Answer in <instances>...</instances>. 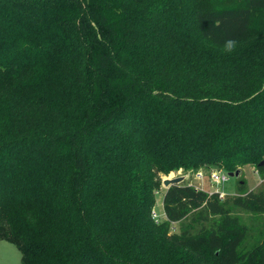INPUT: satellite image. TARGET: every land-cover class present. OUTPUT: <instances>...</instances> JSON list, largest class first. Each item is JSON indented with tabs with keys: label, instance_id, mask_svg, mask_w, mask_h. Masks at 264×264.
Instances as JSON below:
<instances>
[{
	"label": "trees",
	"instance_id": "trees-1",
	"mask_svg": "<svg viewBox=\"0 0 264 264\" xmlns=\"http://www.w3.org/2000/svg\"><path fill=\"white\" fill-rule=\"evenodd\" d=\"M247 164L264 174V0H0V239L20 264H264L218 192L170 184L152 216L169 172ZM231 201L264 212L262 189ZM193 212L216 217L171 229Z\"/></svg>",
	"mask_w": 264,
	"mask_h": 264
},
{
	"label": "rangeland",
	"instance_id": "rangeland-1",
	"mask_svg": "<svg viewBox=\"0 0 264 264\" xmlns=\"http://www.w3.org/2000/svg\"><path fill=\"white\" fill-rule=\"evenodd\" d=\"M219 5H227L225 1L218 3ZM241 173L238 177L229 176V178L220 183H213L209 179V173L213 170H225L219 166H201L193 171H186L178 169L176 171H171L163 177L175 176L178 174H186L184 181L191 183L196 188L204 189L207 192L215 191L216 189L222 190L224 195L222 199L228 200L227 206L230 208V212L233 215H236L240 222L245 224L247 227V236L244 241V246L250 247L253 244L257 243L264 236V212L255 209H248L241 206L234 205L231 199L245 191L253 190H264V174L259 173L254 164H247L241 166ZM201 170L204 174V180L194 177V173ZM243 180L242 185L243 189L238 187V181ZM162 182L160 184L159 190L155 193L156 204L153 208L154 214L153 218L156 220L165 219V214L162 208V195L165 190ZM215 215L198 216L196 212L188 214L187 216L181 218L177 221L171 222V229L174 231H180L181 229H187L189 231H196L201 225L208 226ZM20 250L17 245L8 239H0V264H20Z\"/></svg>",
	"mask_w": 264,
	"mask_h": 264
},
{
	"label": "built area",
	"instance_id": "built-area-1",
	"mask_svg": "<svg viewBox=\"0 0 264 264\" xmlns=\"http://www.w3.org/2000/svg\"><path fill=\"white\" fill-rule=\"evenodd\" d=\"M186 176V174H185ZM229 173L227 170H213L209 173V179L213 182V183H220L223 182L225 180H227L229 178ZM194 177L198 178V179H202V181L204 180V174L201 170L197 171L194 173ZM191 184V183H190ZM199 189H202L199 188ZM204 190V189H203ZM213 192H218L219 197H223L224 192L222 190L216 189ZM209 193H212V191H210ZM152 214L156 216V214H154V210L152 211Z\"/></svg>",
	"mask_w": 264,
	"mask_h": 264
},
{
	"label": "water",
	"instance_id": "water-1",
	"mask_svg": "<svg viewBox=\"0 0 264 264\" xmlns=\"http://www.w3.org/2000/svg\"><path fill=\"white\" fill-rule=\"evenodd\" d=\"M262 161H260L258 164H261ZM230 176L238 177L241 173V168L238 167L235 170L228 171ZM184 174H178L175 176H169V177H163L162 178V184L165 187H168L170 184L178 183L184 180ZM240 182H243V180H240Z\"/></svg>",
	"mask_w": 264,
	"mask_h": 264
}]
</instances>
